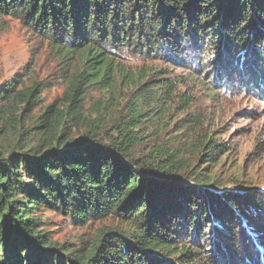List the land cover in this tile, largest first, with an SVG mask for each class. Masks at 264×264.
<instances>
[{"label": "trees", "instance_id": "16d2710c", "mask_svg": "<svg viewBox=\"0 0 264 264\" xmlns=\"http://www.w3.org/2000/svg\"><path fill=\"white\" fill-rule=\"evenodd\" d=\"M0 14L63 61L80 60L64 78V101L40 115V84L18 89L14 76L0 89V264H264V192L210 188L191 166L186 184L184 162L143 133L146 96L135 90L123 105L117 86L129 77L117 70L122 52L181 66L192 49L202 66L250 68L245 85L264 102V0H0ZM94 92L102 98L88 113ZM209 145L211 166L231 152ZM47 211L82 226L117 224L61 243Z\"/></svg>", "mask_w": 264, "mask_h": 264}, {"label": "rangeland", "instance_id": "374dc122", "mask_svg": "<svg viewBox=\"0 0 264 264\" xmlns=\"http://www.w3.org/2000/svg\"><path fill=\"white\" fill-rule=\"evenodd\" d=\"M212 60L207 59L206 63L202 59L203 66L200 65L192 49L187 64L180 63L181 66L163 58L122 52L117 70L129 74L131 85L127 86L128 78L123 82L117 77L118 93L123 105L135 90L137 97L146 96L143 133L151 144L167 146L176 161L184 162L186 168L180 173L186 184L194 183L188 170L191 166L210 188L214 185L218 189L258 188L264 192V102L245 85L249 84L246 77L252 75L250 68L238 72L225 66L221 70L220 60ZM79 64L77 58L63 61L46 39L17 17L0 14V89L14 76L24 81L18 89L24 84H40V105L34 111L35 116L56 99L59 103L64 101V78L72 75ZM207 68L210 70L205 73ZM211 76L213 82L209 83ZM160 93L163 97L157 102ZM101 98V93L94 92L84 104L85 111L96 113ZM121 110L116 106L113 112ZM6 113L1 117L6 119ZM210 142L231 149L214 166L207 162L215 154L208 151ZM44 216L47 219L44 226L61 243L90 241L102 228L117 224L105 218L82 226L70 222L65 215L47 211ZM261 253L259 250V259ZM27 255L25 252L24 257Z\"/></svg>", "mask_w": 264, "mask_h": 264}]
</instances>
